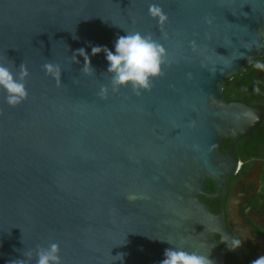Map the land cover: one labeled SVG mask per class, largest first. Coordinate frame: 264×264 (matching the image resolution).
<instances>
[{
	"label": "water",
	"instance_id": "water-1",
	"mask_svg": "<svg viewBox=\"0 0 264 264\" xmlns=\"http://www.w3.org/2000/svg\"><path fill=\"white\" fill-rule=\"evenodd\" d=\"M153 3L169 17L163 30ZM135 31L168 62L150 91L112 92L106 55L91 48L115 52ZM81 48L94 75L81 73L82 56L72 61ZM261 57L264 0H0V63L30 73L19 106L0 90V264L28 251L36 264L37 245L52 242L63 264H160L173 246L244 264L227 211L202 196L226 199L235 146L260 130L264 109L227 102L224 89ZM48 62L60 65V86Z\"/></svg>",
	"mask_w": 264,
	"mask_h": 264
},
{
	"label": "clouds",
	"instance_id": "clouds-1",
	"mask_svg": "<svg viewBox=\"0 0 264 264\" xmlns=\"http://www.w3.org/2000/svg\"><path fill=\"white\" fill-rule=\"evenodd\" d=\"M148 13L163 30L169 20L163 8L153 3L149 5ZM207 22L210 23V20ZM101 52L105 53L109 64L107 74L111 77V91L119 92L121 88L130 87L137 96L144 91L151 90L154 79L163 75L162 67L168 62L165 47L154 39L151 34H143L139 31L128 32L119 36L115 41V52L109 50L106 46H92V56ZM77 56H82L84 59L81 73L94 75L91 59L84 48L78 49L72 56V61L79 63ZM257 68H264V65L257 64ZM43 70L46 75H50L56 80L57 86H60L62 69L59 64L45 63ZM29 75L27 65L23 62L20 63L18 72H14L6 64L0 63V90L6 93L5 102L10 107L19 106L27 100L29 93L26 81ZM108 92L109 88L102 86L99 96L106 99ZM135 198V195L129 196L130 200ZM240 244L239 240H234L232 249L239 248ZM24 255L27 260H17L14 264H30L33 252L28 251ZM164 256L165 258L160 264H214L209 258V254H200L196 251L186 250L183 247L173 246L165 249ZM116 257L122 258V256ZM35 261L36 264H63L60 256V245L55 242L50 243L47 247L37 245ZM251 264H264V255L251 261Z\"/></svg>",
	"mask_w": 264,
	"mask_h": 264
},
{
	"label": "flooded vegetation",
	"instance_id": "flooded-vegetation-1",
	"mask_svg": "<svg viewBox=\"0 0 264 264\" xmlns=\"http://www.w3.org/2000/svg\"><path fill=\"white\" fill-rule=\"evenodd\" d=\"M262 97L264 98V94ZM245 103L264 109V101ZM230 142L231 138L225 140L224 150ZM252 142H248L245 148L248 149ZM238 143L235 146L236 155L237 150L242 152L245 149L242 146L238 147ZM252 150L257 157H252L246 162L237 155L239 167L228 181L226 199L202 196V200L209 205L213 213L220 214L224 208L227 211L230 230L242 245L244 264H251V261L264 255V139L260 143H255ZM210 182L211 186H207V193L212 194L217 188L213 181ZM214 240L219 242L220 236L216 235ZM219 248L224 251L226 246L221 244ZM224 263L243 264L237 255L231 253L225 254Z\"/></svg>",
	"mask_w": 264,
	"mask_h": 264
},
{
	"label": "trees",
	"instance_id": "trees-1",
	"mask_svg": "<svg viewBox=\"0 0 264 264\" xmlns=\"http://www.w3.org/2000/svg\"><path fill=\"white\" fill-rule=\"evenodd\" d=\"M257 64L264 65V57L258 58L254 63L249 65L243 75H236L229 81L224 89L226 101H241V102H263L264 98V68H257ZM264 139V120L260 125V130L254 132L253 137H245L238 143V147H247L248 142H252L248 149L240 152L237 150L239 159L245 162L252 157H257V154L252 150L255 143ZM251 150V151H249ZM223 151H225L223 149ZM246 166V165H245ZM245 168V167H244ZM207 186H211V182H206ZM232 258V256L230 257Z\"/></svg>",
	"mask_w": 264,
	"mask_h": 264
}]
</instances>
